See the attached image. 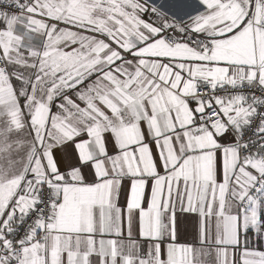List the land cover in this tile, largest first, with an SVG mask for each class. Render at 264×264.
Segmentation results:
<instances>
[{"label": "snow or ice", "instance_id": "snow-or-ice-1", "mask_svg": "<svg viewBox=\"0 0 264 264\" xmlns=\"http://www.w3.org/2000/svg\"><path fill=\"white\" fill-rule=\"evenodd\" d=\"M0 264H264V0H0Z\"/></svg>", "mask_w": 264, "mask_h": 264}]
</instances>
